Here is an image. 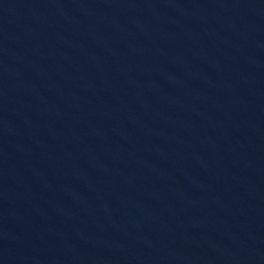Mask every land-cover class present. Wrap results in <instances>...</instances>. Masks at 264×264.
<instances>
[{
  "label": "water",
  "instance_id": "95a60500",
  "mask_svg": "<svg viewBox=\"0 0 264 264\" xmlns=\"http://www.w3.org/2000/svg\"><path fill=\"white\" fill-rule=\"evenodd\" d=\"M0 264H264V0H0Z\"/></svg>",
  "mask_w": 264,
  "mask_h": 264
}]
</instances>
